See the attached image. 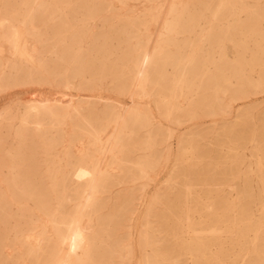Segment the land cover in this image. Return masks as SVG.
Segmentation results:
<instances>
[{
  "label": "rangeland",
  "instance_id": "374dc122",
  "mask_svg": "<svg viewBox=\"0 0 264 264\" xmlns=\"http://www.w3.org/2000/svg\"><path fill=\"white\" fill-rule=\"evenodd\" d=\"M20 1L0 0V264H56L51 257L58 252L70 254L68 246L57 244V229L50 218L60 209L70 219L82 201L72 172L85 148L77 143L70 124L63 126L49 117L38 123L35 112L29 121L24 120L26 108L33 103L78 107L82 116L96 121L108 113L121 114L124 107L122 114L132 108L126 128L128 146L121 154L116 152L124 162L112 169L109 154L102 167L110 174L109 183L82 217L95 229L88 261L85 249L76 251L79 259H85L80 264H195L191 255L180 253L185 252L180 249L184 235L219 236L213 247L216 251V246L228 242L223 213L236 223L235 228L239 226L237 230L250 222L260 224L262 219L264 225V0L263 7L255 6V0H227L230 6L244 1L249 8L235 10L234 16L228 13L220 21L211 18L217 0H185L189 2L186 15H195L198 25L196 32L187 31L171 44L174 52L167 70L170 79L179 75L177 63L189 61L198 47L193 56L196 70L187 76L191 86L171 117L155 91L150 96L139 95L128 74L135 48L159 30V25H146L147 12L151 6L159 9L163 0H43L45 7L37 10L33 23L41 38L25 44L32 53L27 58L14 54L12 29L1 24L2 17L18 12ZM250 14L263 20L248 24ZM237 18L242 22L235 29ZM208 31L210 40L200 38V33ZM164 94L168 95V89ZM136 109L146 115L141 125L134 121ZM64 193L69 200L63 199ZM255 233L250 232L249 241ZM238 235L234 232L233 238ZM175 240L180 242L174 244ZM245 257L238 256L235 264H247Z\"/></svg>",
  "mask_w": 264,
  "mask_h": 264
},
{
  "label": "bare ground",
  "instance_id": "6f19581e",
  "mask_svg": "<svg viewBox=\"0 0 264 264\" xmlns=\"http://www.w3.org/2000/svg\"><path fill=\"white\" fill-rule=\"evenodd\" d=\"M53 1H55V0H53ZM152 3H154V2H152ZM254 4H255V6L258 7V6H261V4H263V3H262V0H255V3ZM17 5H18L17 9H19L18 12L16 13V12L13 11V13L7 14L6 16L2 17L1 24L2 25L8 24L9 28L12 29L11 32H10L11 33V36L10 37L12 38L11 40H12V44H13L14 54H16V56L19 57V58H27V57L31 56L32 53L30 54L28 52V50L25 48V44L28 41H30L31 39L37 38V37H39L41 35V32L34 31L33 30V23L37 19V15H36L37 10L44 8L45 7V2L43 0H21L19 3H17ZM261 7H263V5ZM188 8H189V2H187L185 0H163V2L161 4V6L159 7V9L157 7H155V6H151L149 8V11L147 13L150 14V20L147 22L146 25H148V26H158L159 25V30L156 33L157 36L155 35V33L153 34V32H152L151 34L148 35V38L146 39V42L143 45H140L139 44L140 46H138L137 48H135V50H134L135 51V60H134V63L132 65V67L128 71V74L132 77V83H133L134 87L136 88V92L139 95H141V96H150L151 94H153V90H154L155 91V94L157 96V101L160 104H165L166 105L167 108L166 107L165 108H166L168 117H171V114L174 112V110H177L178 111V106L177 105L179 104L180 98L181 97H185L186 91L189 90V88L191 86L190 85V82H189V80L187 78V76L189 74H192L196 70V62H194V57L193 56L195 55L196 49L198 47H195L193 49V51H192L193 54L191 55V59L189 61H187L186 63H183L182 62L183 64L181 62H178L177 63V66H176L177 68L176 69H179V73H180L179 75H177L174 78L170 79V76H169V73H168V70H167V66L171 64L170 63V60H169V57H170L171 53L174 52L172 49H170L171 44L172 43H175V41L179 40L180 36L183 33H186L187 31L196 32V28L195 27L198 25L199 19H197L195 17V15H193V14L186 15V12H187ZM247 8H249V7H248V5L244 1H242L239 6H237V4H235L234 6H230L229 3L227 2V0H217L216 5L214 6V8L211 11V18L212 19H215L216 21H220V20L224 19L228 13H230L229 15L234 16V15H236V14H233V12L235 10L236 11L241 10V12H242V11L247 10ZM259 9L261 10V8H259ZM263 15H264V13H263ZM240 19H238V18L237 19H234L235 29L238 27L239 22H240L239 21ZM247 19L249 20L248 24H251L253 20H257V19L260 20V19H262V17L260 15L250 14L249 17H247ZM202 23H203V21H202ZM209 23H210V21H209ZM155 28H157V27H155ZM254 28H255L254 26H250V30L253 33L256 32ZM200 35H201L200 38H202V39L203 38H206V40H210V37H209L210 36V32L209 31L206 32V33H203L202 32V33H200ZM40 38H41V36H40ZM243 38H244V36H243ZM46 41H48V40H46ZM230 41H231V44L234 42L233 39H230ZM240 41H241L240 45L243 46V44H245V42L242 39ZM242 41H243V43H242ZM44 42H45V39H44ZM62 42H63V40H62ZM235 43L237 44L236 41H235ZM187 44H188V42H187ZM176 51H179V48L178 47L176 48ZM30 52H32V51H30ZM33 52H34V50H33ZM37 53H38V51H37ZM40 54H41V52H40ZM190 54H191V52H190ZM216 55H218V54H216ZM204 57H203V60H204ZM212 57H213V54H212ZM232 58H233V56H232ZM207 59L208 58H206V60ZM36 61H37V59H36ZM220 63H221V61H220ZM225 63H226V61H225ZM211 64L213 65V63H211ZM1 65L2 64L0 63V66ZM208 66H209V64H208ZM9 68H11V70H12L14 68V66L13 65L12 66H9ZM245 70H246V68H245ZM223 71H225V70H223ZM4 72H5V70L3 71V73ZM174 72H175V70H174ZM28 73H30V72H28ZM155 76H157L156 77L157 79L154 78ZM158 79L159 80L162 79V82L160 83V81ZM167 81H172V83L171 84H168ZM168 85H170V86H168ZM2 87H3V85H2L1 79H0V88H2ZM134 87H133V89H134ZM165 89H168V95L167 96L164 94V90ZM178 91L181 92L180 93L181 95H178ZM220 93H221V91H220ZM215 96H217V95H215ZM137 98L139 99V97H137ZM59 102H61V101H59ZM124 108L120 110V111L123 110L122 111L123 113H124V110H126L127 107H124ZM131 109L132 108H129L126 111V114H122V112H121V114L120 113H115V114L108 113L107 115L105 114L102 117V119H100L99 121H96V120H92L90 118H86V117L82 116L81 110L78 107H71V106L68 107V106H63V105H59V104H40V103H33V104H30L26 108L27 117L24 119L26 121L28 120L29 116H31V114L33 112H35L36 115H37V117L39 118L37 120L38 123H41L44 118H46V117L48 118L49 117L54 122H58V123L62 124L63 126H66V125H69L70 124V126H71V128L74 131V134L76 136L77 143L80 144V145H82L85 148V150L83 152H81L82 153V156H81L80 161H78L77 164L74 166V170L72 172V179L75 180L74 182H76L78 184V186H76L75 189L77 190V192L80 193V198H82V201H80V203L76 206V209L74 211L75 213H74L73 216H71L70 219L65 218L64 214H62V212L60 213V211H59L60 209H57L56 212L53 213V215H52L51 218L49 217L51 219L50 221H52L53 227L55 229H57V232H56V236H57V239H58L57 244H59V247H62L60 245H66V246H68V248H69V250L71 252L67 256H62L58 252V254L56 256L51 257L50 259L51 260H55L56 261V264H80L81 262H84L85 259L84 260L83 259H79L76 256V253L79 254L78 252H76L79 249H85L86 250V253H87V259H86V261H88V259H89L88 258L89 257V252H90L91 247H93V243H94V242H91V239H93V237H94L92 234L94 233L95 225L92 224L90 221L83 222L82 221V217H84V215H86V212H88V210H90L93 206L96 205L97 200H98L99 193L102 192L103 190H105V188L107 187V185L109 183L108 182V178H109L110 174H109V172H105V170L103 171V168H102L103 165H104V163L108 159L109 154H111V156L113 157L112 163L110 165L112 169L119 168V166L122 165L123 162H124V161H121V158L119 157V155L117 156L116 152L118 151V154H121L124 150H126V148L128 146V141L126 139L129 138V132L126 131V128L128 126V116L132 115V110ZM162 112H163V110H162ZM162 112H160V113H162ZM145 117H146V115H145V113L142 110L136 109L134 111V118H135L134 121L136 123H138L139 125L142 124V122L144 121ZM237 141H239V140H237ZM234 147H235V145H234ZM191 150H193V149H191ZM200 154L202 155L203 154V151ZM238 163H239V161H238ZM135 166H137V165H135ZM72 169H73V167H72ZM230 169H231V167H230ZM263 171H264V169H263ZM145 172H147V170ZM187 172H188V169H187ZM191 172H193V171H191ZM261 172H262V170H261ZM216 173H218V172H216ZM197 175H198V173H197ZM205 175H206V173H205ZM203 176H204V174H203ZM215 177H213V178H215ZM207 178H209V177H207ZM245 180H246V178H245ZM246 181H248V180H246ZM188 185H190V184H188ZM261 188H263V185H262ZM245 189H246V187H245ZM249 189H250V187H249ZM207 192H209V191L207 190ZM188 193H189V191H188ZM250 193H251V190H250L249 194ZM206 194L207 193H205V195ZM249 194L247 195V198L251 195V194L250 195ZM175 195H176V193H175ZM201 195H199V196H201ZM189 196H190V194L188 195V197ZM196 196H195V198H196ZM214 196H215V194H214ZM188 197H186V198H188ZM63 199L64 200H69L70 198H69L68 195H65V193H64ZM219 199H221V198H219ZM250 199H249V201H250ZM61 200L62 199H59V202ZM180 200H181V198H180ZM200 200H201V198H200ZM200 200H199V202H200ZM244 200H246V198L243 199V201ZM189 201H191V199ZM196 201H198V199ZM234 201H237V200H234ZM171 202H172V199H171ZM253 202L254 201H252L251 203H253ZM182 203H184V202H182ZM209 203H210V201H209ZM221 204H223V203H221ZM178 205L180 206V204H178ZM196 205L199 206L198 204H196ZM224 205H222V206H224ZM245 205L246 204L244 203V206H242V208L245 207ZM185 206H186V204H185ZM188 206H189V203H188ZM200 206H201V204H200ZM200 206H199V208H200ZM203 206L205 207V205H203ZM167 208H165V209H167ZM218 208L220 209L221 207L219 206ZM224 208H225V206H224ZM170 209L172 210V208H170ZM243 209L246 210V208H243ZM249 209H251V208H249ZM176 210H177V208H176ZM204 210H205V208H204ZM209 210L207 209L205 211H209ZM223 210L224 209H222V211ZM239 210L241 212V209H239ZM196 211H197V209H196ZM226 211H228V210H226ZM235 211H237V210H235ZM163 212L165 213V211H163ZM168 212H169V210H168ZM173 212H174V210H173ZM197 214H199V213H197ZM204 214H206V213H203V215ZM236 214H237V212H236ZM190 215L193 216V211H192V214H190ZM250 215L251 214H249V217H250ZM168 216H170V215L168 214ZM210 216H211V219H212L213 213H211ZM226 216H227L226 213H223L222 216H221V220L223 221V223L226 224V229H227L226 231H227L228 242L226 241L227 242L226 245H221L219 247L216 246L217 250L214 251V248L213 247L219 241V238H218L219 236H217L215 238H211V237H207L206 238V236H205V238H203V237H198V236L195 237V236H190V235L187 237L186 235H184L183 238H182L184 240V242H180V241L179 242L182 243L180 245V249H182L185 252H182L181 251L180 253L181 254L183 253L184 254L183 256H185V255H191L193 257V260H194V263L195 264H235L236 263L235 262V259H237V257L238 256H241V255H246L247 258L246 257L245 258L248 260L247 264H264V225L261 224L263 222V219L261 218L262 219V222L260 224L250 222V223L245 224L244 226L242 225L243 227L240 226L241 228L239 230H237V228L239 226L237 228H235L234 227V224H236V223L233 224L232 222H230L229 219H228V217H226ZM233 216H234V213H233ZM244 216H246V215H244ZM175 218H177L176 215H175ZM181 218H182V216H181ZM240 218H241V216H240ZM263 218H264V216H263ZM254 219H255V217H254ZM238 220L240 221V219H238ZM243 220H244V218H243ZM215 221H216V219H215ZM215 221H213V222H215ZM219 221H220V219H219ZM239 221H237V223ZM164 222H165V220H164ZM190 222H191V220H190ZM205 222H206V220H205ZM179 223H180V220H179ZM179 223H177V224H179ZM208 223H209V221H208ZM180 224L182 225V223H180ZM195 224H197V223H195ZM190 226H192V225H190ZM159 227H160V225H159ZM163 227H165V226H163ZM223 227H222V229H223ZM189 228H191V227H189ZM180 229H178V230H180ZM196 229L197 228H195V230ZM195 230H193V231H195ZM191 231H192V229H191ZM209 231H211L210 228H209ZM251 231H256V233H255L256 234V237H253V238H255L253 241H249V238H248V236H249V234H250ZM168 232L170 233V231H168ZM186 232L187 231H185L184 233H186ZM215 232H218V231H215ZM234 232H236L237 235L239 234L238 237H237V239L236 238L235 239L233 238ZM144 234H145V232H144ZM147 235H149V234L147 233ZM193 235H195V234H193ZM208 235H210V234H208ZM155 236H157V235H155ZM163 236H165V235H163ZM253 236H254V234H253ZM177 238H178V236L176 237V239ZM223 238H224V236H223ZM146 239L148 240L149 238L147 237ZM171 239H173V237ZM151 241L153 242V240H150V242ZM142 242H144V241H142ZM150 242L148 241L147 243H150ZM173 242H172V244H173ZM179 242H176V240H175L174 244L179 243ZM3 245H5V244L3 243ZM177 245H179V244H177ZM158 247H159V245H158ZM163 247H165V246H163ZM246 247L248 249H246ZM3 248H4V246H3ZM178 249L179 248L177 247V251H178ZM168 250H169V248H168ZM158 251H160V250H158ZM60 252H62V251H60ZM232 254H235V257L236 258H233L232 259L231 256H234ZM167 256H169V255H167ZM153 258H156V257H153ZM166 258H168V260H169V257H166ZM172 258H174V256ZM175 260L177 261V259H175ZM175 260H174V262H175ZM155 261H156V259H155ZM146 262H147V260H146ZM176 263H178V262H176ZM170 264H172V263H170Z\"/></svg>",
  "mask_w": 264,
  "mask_h": 264
}]
</instances>
